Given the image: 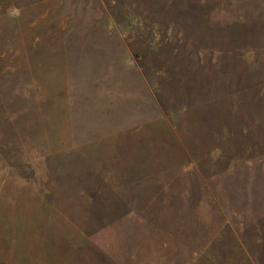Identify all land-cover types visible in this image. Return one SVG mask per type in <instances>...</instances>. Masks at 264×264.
I'll return each mask as SVG.
<instances>
[{"label": "rangeland", "instance_id": "rangeland-1", "mask_svg": "<svg viewBox=\"0 0 264 264\" xmlns=\"http://www.w3.org/2000/svg\"><path fill=\"white\" fill-rule=\"evenodd\" d=\"M0 264H264V0H0Z\"/></svg>", "mask_w": 264, "mask_h": 264}]
</instances>
